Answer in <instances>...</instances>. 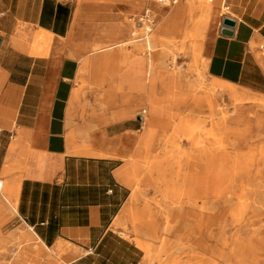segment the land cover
I'll return each instance as SVG.
<instances>
[{
	"label": "crops",
	"instance_id": "obj_1",
	"mask_svg": "<svg viewBox=\"0 0 264 264\" xmlns=\"http://www.w3.org/2000/svg\"><path fill=\"white\" fill-rule=\"evenodd\" d=\"M132 2L0 0V264L143 263L113 224L154 156L129 117L142 125L147 61L101 53L128 36ZM220 3L207 78L264 97V0ZM224 16L236 22L230 37ZM108 76L120 82L103 86Z\"/></svg>",
	"mask_w": 264,
	"mask_h": 264
},
{
	"label": "bare ground",
	"instance_id": "obj_2",
	"mask_svg": "<svg viewBox=\"0 0 264 264\" xmlns=\"http://www.w3.org/2000/svg\"><path fill=\"white\" fill-rule=\"evenodd\" d=\"M147 1L148 5L156 6L152 1ZM192 1L194 2L191 4L186 3L192 10L199 7L208 10V14H202L209 20V24L216 14L218 0ZM157 7L162 8L161 5ZM153 14L151 23H131L137 27L132 35L143 32L141 36L144 38V45L137 43L133 47L146 54L147 74L153 75L154 80L160 79L161 88L169 91L165 99L159 102L151 88V81L146 82L144 97L147 105L150 110L152 106L163 109V116L171 131L161 134L162 137L159 138L158 131L151 128L144 130L141 143L154 156L149 161V169L138 181L155 187L154 192L159 196L158 206L163 220V226H160L163 234L160 237L162 251L170 259L162 264H264V175L252 172L255 161L264 159V149L262 144L259 149L256 147L260 158L255 159L256 148L250 146L254 138L252 131L244 129L236 133L235 139L230 140L232 131L226 127V122L239 119H244L251 126L254 119L253 124L264 134V121L252 118L249 107L243 105L236 108L235 114L228 119L222 101L219 100L220 96L226 94L232 104L248 100L249 103L264 106V99L256 98L253 101L234 88H225L218 84L206 86L202 94H198L194 84L186 83L183 87L181 80L160 63V58L173 49L163 48L161 45V23L159 19L153 23ZM176 14L177 12H171L166 17L168 31L169 26L176 20ZM191 37L192 35L186 34L183 39ZM131 40L128 43L135 42L134 38ZM112 47L114 46H110ZM190 49L196 57L201 46L192 45ZM170 60L174 62V54L170 55ZM185 110L193 112V118L188 119ZM142 117V124L149 126L153 113L150 111ZM191 121L194 122L190 124ZM257 136L261 138L264 135ZM187 141L192 146V153L183 154L180 147ZM243 147L247 149L243 151ZM211 150H218L225 161L229 162L230 172L225 171L223 178L213 187L189 184L192 158L195 154H205ZM159 151L166 152L170 157L162 160L157 156ZM173 151L178 155L177 158L171 156ZM256 167L261 169L264 165L258 164ZM153 171L158 174L154 179L150 177ZM133 216L135 221L137 217ZM144 234L150 239L157 238L156 229L150 228ZM166 235L173 236L174 241L170 243L165 238ZM136 243L144 249L150 247L148 240L136 238Z\"/></svg>",
	"mask_w": 264,
	"mask_h": 264
},
{
	"label": "rangeland",
	"instance_id": "obj_3",
	"mask_svg": "<svg viewBox=\"0 0 264 264\" xmlns=\"http://www.w3.org/2000/svg\"><path fill=\"white\" fill-rule=\"evenodd\" d=\"M153 2V1H152ZM191 4V2H194L192 0L183 1L178 0L175 4H171L169 6H162L157 7L158 4L154 5H148L147 0H134L132 2L133 10H131L129 13L125 14L123 17L124 23L128 24L130 26L129 34L128 36L113 44L105 45V48H110V46H114L115 48L112 50H105L101 53L105 52H116L117 49V58L122 59L125 58L126 55L136 53V57H139L140 55H143V57L147 61V56L144 53H141L140 50L134 49L135 44H141L144 45V38L141 36L143 32L140 31V33H136L135 35H132L133 31H136L135 26H133V23L138 21L139 16L141 15L142 11L146 7L150 8L153 12L155 11L154 18L155 21L153 23H156L159 19L161 25L159 28L160 35L163 38L161 40V45L163 48H171L173 49L172 52H167L166 55L162 56L160 58V63L163 64L165 69H167L168 72L174 74L178 79L181 80L182 86L186 83L194 84V86L197 88L198 94H202L204 92V89L206 86L212 85V83L208 80L206 75V69H205V55L204 50L205 47L211 38L216 33L218 23L221 18V14L224 13L225 7L222 3L217 6L216 8V14L214 15V18L212 21L208 24V19H205L204 15L202 14H208V10H203L201 7L192 10L188 3ZM154 3V2H153ZM160 5V4H159ZM157 7V8H156ZM171 12H177L176 14V20L174 23H172L169 27L170 30H167V23H166V17ZM203 15V16H202ZM131 19V20H130ZM206 29L204 32L203 30ZM190 34L192 35L191 38L183 39L184 35ZM204 34V35H203ZM203 35V38L200 39V36ZM170 37H173L170 39ZM131 38L135 39V42L128 43ZM132 41V40H131ZM128 43V44H127ZM200 45V53L195 57L194 52L191 51L190 46L192 45ZM126 45V46H125ZM125 46V48L123 47ZM101 47V48H104ZM109 53V54H110ZM171 53V54H170ZM174 54V62L170 60V55ZM162 59V60H161ZM121 63V62H118ZM130 64L129 59L127 58V66ZM124 66L117 65L114 66L116 70L121 71ZM159 71H162L164 69H158ZM161 74V73H160ZM103 78V77H102ZM153 75L147 74V81H151V88L156 93L157 98L159 102H161L162 99H165V97L169 94V91H165L161 88V80H154ZM187 78V79H186ZM104 85L107 86L111 83L110 80H114V84L116 82H120V78L114 77L111 79V77H104ZM123 87L125 86V90H127V82L121 83ZM121 85V87H122ZM184 87V86H183ZM245 95V94H244ZM247 96V95H246ZM254 96V97H252ZM248 97L252 99L253 101L256 98L264 99V97L261 96H255V94L248 93ZM100 103L99 99H97ZM220 102L223 104V108L225 110L227 118H231L235 114V109L239 106L243 105L245 107H249L251 113L249 114L252 118H260L261 121H264V106L257 105V103H249L248 100L240 101L238 104H232L231 100H229V97L224 94L220 96ZM101 104V103H100ZM252 106V108H251ZM190 106H188L189 109ZM139 111L142 109H146L144 114L150 113V111L153 113V117L151 120V123L146 126L143 124L141 125V120H139V116L137 114L135 115H129L131 123H135V127L139 129V131L134 132L138 135H140V132L142 131L143 126V133L144 130L147 128H151L153 130H156L161 134L171 131L168 125V121L163 116L164 111L160 107L152 106L151 110L149 106L140 104L138 106ZM154 109L158 110V115L154 111ZM194 113L190 110H185V116L188 119L193 118ZM217 119V118H216ZM159 121V123H157ZM256 121V120H255ZM194 121H191L190 124H192ZM254 123V119H253ZM251 121V126L249 124H246L245 120H237V121H228L226 122L227 128L232 131L231 135H229V139L233 140L235 139L236 135L243 131L244 129L251 130L253 133L254 138L252 139V142L250 143L251 147L258 148L260 144H262V149H264V136L260 138L257 135H264L262 134V131L255 126ZM159 125V126H158ZM153 126V127H152ZM250 127V129H249ZM238 132V133H237ZM237 133V134H236ZM228 140V139H227ZM249 147V146H248ZM255 150V159L260 158L259 151ZM180 151L184 154L192 153V146L190 142H185L181 147ZM246 147H243L242 150H246ZM137 151V149H136ZM135 151V153H136ZM157 156H159L162 160H165L167 157H170L169 154L166 152L159 151ZM173 158H177V154L175 151L171 153ZM153 158V156H151ZM151 158V159H152ZM151 159L149 161H151ZM262 160V161H261ZM256 160L255 161V167L252 169L253 173H259L261 175H264V168L257 169L258 164L264 165V159ZM147 162L143 167V171H146L149 169V165L151 162ZM230 164L228 161H225L223 156L218 152V150H211L205 154H195L192 158V164L190 166V178L188 183L192 184L193 186L197 187H213L216 185V182H218L222 176L224 175V172H230ZM142 174V173H141ZM151 178H155L158 174L157 172L153 171L150 174ZM144 182L140 181L138 184L137 182L134 183L133 181L130 182L131 184V196L128 204L125 207V210L122 212L120 216L116 219L117 228L115 229L114 224L113 228L116 233L119 235L128 238L132 240L134 243H136V238L148 240L150 243L149 249H143L144 251V259L142 264H162L163 262H168L170 260L168 258V254L165 251H162V239H160L162 234V219L159 212V196L154 192L155 187L146 186L143 184ZM136 215V220L134 221V216ZM4 229L7 228L6 226L3 227ZM156 229L157 231V238L150 239L147 235L144 233H148L149 229ZM144 231V232H143ZM165 238L172 243L174 241V237L171 235H166ZM21 243H18L16 247L18 248ZM4 252H6L5 249H3ZM178 254L183 255L182 252H178ZM11 261L4 262V264H11ZM183 264V263H181Z\"/></svg>",
	"mask_w": 264,
	"mask_h": 264
},
{
	"label": "built area",
	"instance_id": "obj_4",
	"mask_svg": "<svg viewBox=\"0 0 264 264\" xmlns=\"http://www.w3.org/2000/svg\"><path fill=\"white\" fill-rule=\"evenodd\" d=\"M150 1H153L155 3H158V4H161V5H164V6H169L175 2H177V0H150ZM152 11L149 9V8H145L144 11H142L141 15L139 16V19L138 21L142 22H147V23H151L152 21ZM145 113V110L142 109L140 111V117L142 118L143 114ZM1 186H2V180H0V189H1ZM88 251H92V249H88Z\"/></svg>",
	"mask_w": 264,
	"mask_h": 264
},
{
	"label": "water",
	"instance_id": "obj_5",
	"mask_svg": "<svg viewBox=\"0 0 264 264\" xmlns=\"http://www.w3.org/2000/svg\"><path fill=\"white\" fill-rule=\"evenodd\" d=\"M236 22L234 19L224 16L221 20V27L219 33L224 36H232L234 34L233 28L235 27Z\"/></svg>",
	"mask_w": 264,
	"mask_h": 264
}]
</instances>
